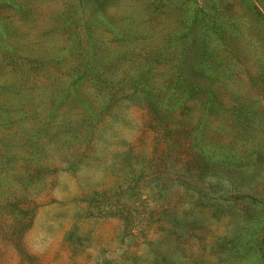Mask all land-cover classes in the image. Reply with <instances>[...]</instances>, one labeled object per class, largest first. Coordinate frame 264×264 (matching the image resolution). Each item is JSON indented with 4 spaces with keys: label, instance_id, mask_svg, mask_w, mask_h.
Here are the masks:
<instances>
[{
    "label": "rangeland",
    "instance_id": "rangeland-1",
    "mask_svg": "<svg viewBox=\"0 0 264 264\" xmlns=\"http://www.w3.org/2000/svg\"><path fill=\"white\" fill-rule=\"evenodd\" d=\"M0 264H264V0H0Z\"/></svg>",
    "mask_w": 264,
    "mask_h": 264
}]
</instances>
